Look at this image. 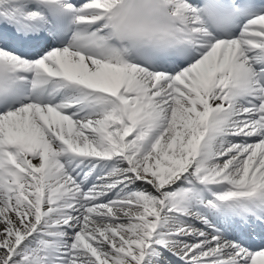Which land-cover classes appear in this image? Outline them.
Instances as JSON below:
<instances>
[{"label": "snow or ice", "instance_id": "6c2138e0", "mask_svg": "<svg viewBox=\"0 0 264 264\" xmlns=\"http://www.w3.org/2000/svg\"><path fill=\"white\" fill-rule=\"evenodd\" d=\"M0 264H264V0H0Z\"/></svg>", "mask_w": 264, "mask_h": 264}]
</instances>
